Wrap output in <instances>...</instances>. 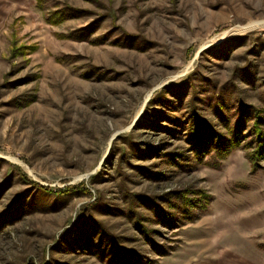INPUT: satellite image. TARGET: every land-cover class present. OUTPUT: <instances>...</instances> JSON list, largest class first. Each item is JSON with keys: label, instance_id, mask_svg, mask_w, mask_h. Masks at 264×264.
I'll list each match as a JSON object with an SVG mask.
<instances>
[{"label": "rangeland", "instance_id": "obj_1", "mask_svg": "<svg viewBox=\"0 0 264 264\" xmlns=\"http://www.w3.org/2000/svg\"><path fill=\"white\" fill-rule=\"evenodd\" d=\"M42 3L0 0V264H264V158L188 135L264 111V0Z\"/></svg>", "mask_w": 264, "mask_h": 264}, {"label": "trees", "instance_id": "obj_2", "mask_svg": "<svg viewBox=\"0 0 264 264\" xmlns=\"http://www.w3.org/2000/svg\"><path fill=\"white\" fill-rule=\"evenodd\" d=\"M36 1L39 8H44L42 0ZM74 11L78 10L73 9ZM68 12H52L46 15V20L51 24H57L60 20L65 19ZM95 30L96 21L87 25L79 36L89 37ZM215 104L217 118L220 119L221 124L224 126L223 130L219 129L216 124L200 119L194 114L190 119L188 135L197 159L203 161L206 157L210 156L211 160L220 161L221 159H225L234 150L242 148L247 150V156L251 160L252 171L256 172L259 167V160L264 158V111L258 106L244 101L240 102L236 113L227 115L229 110L226 108L228 106L220 95L216 97ZM156 128H159V126ZM39 188L42 189L43 187L39 186ZM44 189L46 188L42 190ZM69 190L70 188H67V190H60V192L64 193ZM183 204L186 206L190 205L186 201H183ZM10 213L0 214V229L7 226L8 218L11 217ZM162 214V212L158 213L160 220L163 218ZM113 245L107 253L108 264L152 263L151 261H146L144 258H140L133 249L119 246L116 241H114ZM158 248L160 250L161 246L158 245ZM105 253L106 251H102L103 256ZM160 254L167 255V252L163 253L161 251Z\"/></svg>", "mask_w": 264, "mask_h": 264}]
</instances>
